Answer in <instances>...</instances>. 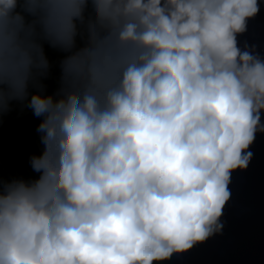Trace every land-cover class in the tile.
I'll return each mask as SVG.
<instances>
[{"label": "clouds", "instance_id": "1", "mask_svg": "<svg viewBox=\"0 0 264 264\" xmlns=\"http://www.w3.org/2000/svg\"><path fill=\"white\" fill-rule=\"evenodd\" d=\"M260 8L0 0V118L38 133L29 179L0 177V264H153L222 232L264 132V54L238 43Z\"/></svg>", "mask_w": 264, "mask_h": 264}, {"label": "water", "instance_id": "2", "mask_svg": "<svg viewBox=\"0 0 264 264\" xmlns=\"http://www.w3.org/2000/svg\"><path fill=\"white\" fill-rule=\"evenodd\" d=\"M258 2L260 11L249 19L247 31L238 34V43L254 45L264 54V0ZM250 150L248 167L232 174L222 232L153 264H264V132H257Z\"/></svg>", "mask_w": 264, "mask_h": 264}, {"label": "rangeland", "instance_id": "3", "mask_svg": "<svg viewBox=\"0 0 264 264\" xmlns=\"http://www.w3.org/2000/svg\"><path fill=\"white\" fill-rule=\"evenodd\" d=\"M49 58L58 63L61 55L56 50L47 48ZM30 125H33V113L29 114ZM38 135L36 130L26 126L21 118H0V177L11 179L23 175L29 179L27 168L30 157H38L37 145L32 136Z\"/></svg>", "mask_w": 264, "mask_h": 264}, {"label": "trees", "instance_id": "4", "mask_svg": "<svg viewBox=\"0 0 264 264\" xmlns=\"http://www.w3.org/2000/svg\"><path fill=\"white\" fill-rule=\"evenodd\" d=\"M56 53H58L59 55H61L58 51H56ZM50 61L52 62V75L51 77L45 82L47 84V91L45 94L47 95H51L54 91H55V88H56V79H57V71H56V66H57V63H55L52 58H49ZM60 59H63V56L61 55V57L59 58ZM32 112V110L30 108H21L19 106V104H15L14 102V107L9 111L7 112L6 114L3 115V117H10V118H21L25 123H26V126L32 128L33 130H35L34 126L30 125V116L29 114ZM30 122V123H29ZM35 136H32V139L34 140Z\"/></svg>", "mask_w": 264, "mask_h": 264}]
</instances>
